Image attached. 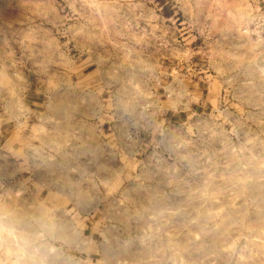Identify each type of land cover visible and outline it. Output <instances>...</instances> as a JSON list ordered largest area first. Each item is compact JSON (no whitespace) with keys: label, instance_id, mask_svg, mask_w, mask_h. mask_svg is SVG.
Instances as JSON below:
<instances>
[{"label":"rangeland","instance_id":"374dc122","mask_svg":"<svg viewBox=\"0 0 264 264\" xmlns=\"http://www.w3.org/2000/svg\"><path fill=\"white\" fill-rule=\"evenodd\" d=\"M0 264H264V0H0Z\"/></svg>","mask_w":264,"mask_h":264},{"label":"clouds","instance_id":"9594fccd","mask_svg":"<svg viewBox=\"0 0 264 264\" xmlns=\"http://www.w3.org/2000/svg\"><path fill=\"white\" fill-rule=\"evenodd\" d=\"M28 241L27 240H18V244L20 245L21 252H24L28 246Z\"/></svg>","mask_w":264,"mask_h":264}]
</instances>
